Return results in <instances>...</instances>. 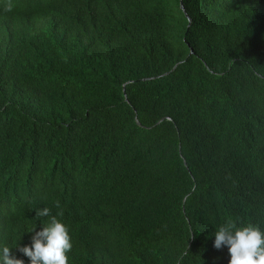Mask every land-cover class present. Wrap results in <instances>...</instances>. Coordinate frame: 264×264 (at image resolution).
<instances>
[{"label":"trees","instance_id":"obj_1","mask_svg":"<svg viewBox=\"0 0 264 264\" xmlns=\"http://www.w3.org/2000/svg\"><path fill=\"white\" fill-rule=\"evenodd\" d=\"M45 207L68 264H228L220 225L264 230V0H0V246L24 264Z\"/></svg>","mask_w":264,"mask_h":264},{"label":"clouds","instance_id":"obj_2","mask_svg":"<svg viewBox=\"0 0 264 264\" xmlns=\"http://www.w3.org/2000/svg\"><path fill=\"white\" fill-rule=\"evenodd\" d=\"M8 10H11L10 6ZM35 213L36 217H48L49 222L42 230L36 231L31 244L20 251L30 264H68L67 253L72 244L67 227L57 216L51 215L47 207ZM214 236L213 246L217 250L227 248L230 257L228 264H264V230L259 225L248 223L240 226L229 218L216 229ZM11 248L0 246V264H24L11 255Z\"/></svg>","mask_w":264,"mask_h":264}]
</instances>
